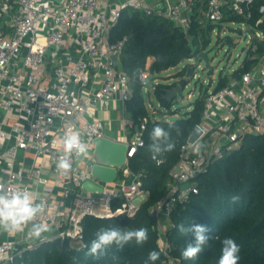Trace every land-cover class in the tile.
<instances>
[{"label":"built area","instance_id":"2783aa9c","mask_svg":"<svg viewBox=\"0 0 264 264\" xmlns=\"http://www.w3.org/2000/svg\"><path fill=\"white\" fill-rule=\"evenodd\" d=\"M254 2L0 0V186L27 189L37 202L42 200L44 211L34 222L51 229L39 239L29 235L31 224L15 233L0 230V264H13L17 255L56 238L80 246L81 222L86 216L112 218L136 212L146 197L137 175L132 174L131 181L118 180V176L112 183L94 181L100 185V193L82 188L92 181L93 141L104 137L102 121L93 115L109 111L113 100L124 108L131 93L130 82H138L147 92L158 84L147 69L130 78L119 68L126 39L110 43V30L122 9H132L165 18L187 33L194 7L204 5L201 26L221 24L229 16L243 21L251 32L243 38L252 51L247 59L255 63L243 73L232 72L239 75V80L229 75L226 86L204 94L201 123L195 125L200 135L181 147L180 159L169 172L164 198L149 209L156 220L159 245L168 257V231L164 232L162 225L170 223L177 206L197 194L194 179L226 151L238 148L245 135L264 132V5L259 6L260 17L253 23ZM253 28L258 31L253 33ZM51 46L54 48L48 57ZM147 121H141L127 143L128 158L143 146L141 132ZM122 123L128 129L133 127L130 118ZM73 130L82 133L90 159L73 157L72 170L65 175L57 171L56 163L63 155L64 134ZM196 143L203 145L199 153L194 148ZM82 162L84 169L80 168ZM119 171L130 176L126 168ZM117 198L123 205L112 209V201ZM170 262L174 261L168 258L164 264Z\"/></svg>","mask_w":264,"mask_h":264},{"label":"trees","instance_id":"16d2710c","mask_svg":"<svg viewBox=\"0 0 264 264\" xmlns=\"http://www.w3.org/2000/svg\"><path fill=\"white\" fill-rule=\"evenodd\" d=\"M261 5H264V0H255L253 23L260 17L258 9ZM203 9L204 5L194 7L187 33L165 18L122 9L117 24L109 34L110 43L126 39L119 68L130 78L146 69L157 75L186 59L199 57L206 43L205 33L210 28V25L199 24ZM228 20L236 18L229 16ZM261 28L264 29V23ZM148 60H151L149 65ZM254 63V60L247 59V64L239 73L248 71ZM184 68L186 74L187 68ZM176 85L158 82L154 87L153 93L163 106L169 107L172 103L162 99L165 90ZM179 85L183 89L185 82ZM226 85V80L219 81L214 91ZM130 90L125 112L133 122L131 133L144 118L148 119L141 132L143 146L137 148L127 162L130 173L139 176L141 190L146 193L145 199L138 204L132 216L84 217L80 246L71 245L69 240H64L61 247L52 242L42 243L33 250L17 255L13 264H164L168 258L176 264H218L225 238H232L239 246L238 264H264V132L245 135L238 148L226 151L221 159L211 163L204 174L194 179L197 194L190 195L189 200L177 206L170 215L172 226L166 235L169 245L166 257L159 245L156 220L150 216L149 209L164 198L169 172L180 159L181 147L186 144L195 125L201 123L204 94L195 100L191 111L171 122L157 117L149 118L138 82H130ZM155 126L168 131L175 143L174 150L158 156L157 160L152 159L149 151L150 133ZM159 160L162 162L158 163ZM234 196L239 197L237 202H232ZM122 205V199L117 198L112 201L111 207L116 209ZM181 224L186 229L192 225H203L209 229L207 235L210 239L194 260H186L181 255L186 244L193 239L191 232L178 230ZM111 227L122 230L147 228L148 240L142 245L132 240L122 248L113 244L99 257L88 256L90 242L97 232L101 228ZM153 250L160 254L155 262L148 260V254Z\"/></svg>","mask_w":264,"mask_h":264},{"label":"clouds","instance_id":"9594fccd","mask_svg":"<svg viewBox=\"0 0 264 264\" xmlns=\"http://www.w3.org/2000/svg\"><path fill=\"white\" fill-rule=\"evenodd\" d=\"M198 131V130H194ZM151 143L149 151L152 158L156 159L165 152L174 150L175 143L170 137L168 131L160 126H155L150 133ZM202 144L194 145L196 153H199ZM63 155L59 157L56 168L61 174H67L72 170V158L86 159L89 155L88 145L82 138V133L78 130L66 132L62 138ZM159 163V161H157ZM232 202L239 200L238 196L231 198ZM43 201L37 202L31 191L27 189L12 190L0 186V230L15 233L22 231L31 224L29 235L37 239L42 234L49 232L51 229L47 224L35 223L34 221L44 211ZM181 232H191L193 239L189 241L182 250V257L186 260H194L203 251V246L210 239L207 233L209 229L203 225H192L187 229L183 224L178 226ZM135 240L138 245L144 244L148 240V229L139 228L131 230H122L118 227L101 228L96 237L90 242L87 255L99 257L104 254L106 249L115 244L122 248L129 241ZM240 248L232 238L222 240L221 255L218 264H238ZM159 252L153 250L148 254V260L155 262L159 259Z\"/></svg>","mask_w":264,"mask_h":264},{"label":"rangeland","instance_id":"374dc122","mask_svg":"<svg viewBox=\"0 0 264 264\" xmlns=\"http://www.w3.org/2000/svg\"><path fill=\"white\" fill-rule=\"evenodd\" d=\"M251 31L255 33L258 29L253 28ZM250 34L251 32L247 30L241 19L210 25L209 30L205 33V46L200 51L204 53L207 63L200 57L194 56L154 76L158 82L167 85L180 84L184 81L185 86L182 89L180 100L174 98L170 106L166 107L155 97L152 89H149L148 92L142 90V97L149 118L157 117L171 122L179 119L192 110L196 99L203 96L207 91L216 89L219 81L226 80L228 84L230 81L229 75L233 71L241 72V69L247 64L248 54L252 53L250 45L246 40H243L244 36ZM226 37H230L232 40L231 45L228 44ZM184 67L192 68L191 76H186ZM176 75L178 76L175 77ZM116 130L117 127L115 131L103 130V134L120 138ZM89 159L90 155L81 160L88 161ZM81 164L80 168L84 169L85 163L82 162ZM162 229L167 232L170 229V223H163ZM170 264L176 263L170 262Z\"/></svg>","mask_w":264,"mask_h":264},{"label":"water","instance_id":"95a60500","mask_svg":"<svg viewBox=\"0 0 264 264\" xmlns=\"http://www.w3.org/2000/svg\"><path fill=\"white\" fill-rule=\"evenodd\" d=\"M226 40L229 45L232 44L230 37H226ZM54 46H51L48 50L47 56L50 55V50ZM200 59H203L207 63V59L204 53L199 54ZM192 68H187L186 76H191ZM231 78L239 80L238 74L230 75ZM182 95V86L177 84L175 87L165 90L162 99L170 103L174 98L177 100L181 99ZM138 127L135 126V130ZM198 130V131H194ZM200 135V129L194 127L192 134L189 136L188 141L190 143L194 142ZM128 145L125 142H118L106 137L96 138L93 141V156L95 163L92 164L90 168L91 182H86L83 184L82 188L85 192L90 193H100L101 187L97 183H112L117 179L118 169L125 168L127 166L128 157L127 153ZM53 245L61 247L62 239L56 238L53 242ZM18 249V246L15 247Z\"/></svg>","mask_w":264,"mask_h":264},{"label":"crops","instance_id":"0c3cea01","mask_svg":"<svg viewBox=\"0 0 264 264\" xmlns=\"http://www.w3.org/2000/svg\"><path fill=\"white\" fill-rule=\"evenodd\" d=\"M150 62L151 60H148L147 64L149 65ZM93 116L102 121L104 131H113V130L115 131V128L117 127L116 131L118 132L120 138L114 136L112 137L109 134L107 135L104 134V137L108 139H112L114 141L125 142V143H128L132 140L133 133H131L130 129L124 127L122 123V120L125 118H129V116L125 112V107L122 108L117 100H113L111 102L109 111L106 112L97 111ZM125 168L128 170L127 166ZM128 173L130 174V176L129 175L124 176V174H122L121 171H119L118 180L125 179L126 181H131L132 174L130 173L129 170ZM56 202L58 203V201Z\"/></svg>","mask_w":264,"mask_h":264}]
</instances>
